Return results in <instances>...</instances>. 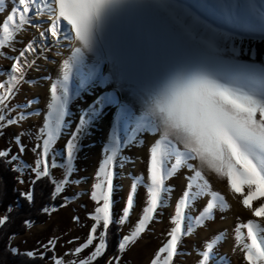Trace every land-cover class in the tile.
<instances>
[{"label": "rangeland", "instance_id": "374dc122", "mask_svg": "<svg viewBox=\"0 0 264 264\" xmlns=\"http://www.w3.org/2000/svg\"><path fill=\"white\" fill-rule=\"evenodd\" d=\"M234 2L235 15L241 23L247 25V30L225 29L237 37L232 43L239 51L236 54L224 55L226 58L234 55V59L241 64L255 62L264 66V27L259 20L258 11L248 7L245 0ZM253 2L257 10L264 8V0ZM12 6L13 0H0V24ZM198 14L202 19L213 22L214 25L218 24L215 14L206 11ZM38 17L43 21L48 19L46 14ZM47 26L46 23L38 24L35 28L24 25L13 42L7 47L0 46V81H3L7 79L14 62L12 57L18 56L20 50L32 40L38 45L34 55L28 54V59L34 60L38 67L27 69L23 79L16 82V95L7 104L10 110H5V106L0 105V112L16 118V123L13 124H7V121L0 123V151L9 153L5 159L11 168L19 171L17 190L26 197L33 183L38 180L33 168L38 158L39 146H42V138L38 137L43 127V117L47 114V105L51 102V86L55 83L60 94V89L66 84L70 100L62 121L63 134L57 136L46 157L49 177H45L46 181L56 187L59 185L57 199L61 202L47 213L43 221L31 225L11 238L9 246L16 250L13 253H33L30 257H37L39 264H55L57 260L61 264H78L83 259H87L88 264H151L154 258L162 264L166 254L157 256V253L169 239L175 202L183 193L186 181L182 177L189 174L188 170L178 168L172 175H168L167 172L171 170L175 158H166L162 203L154 210L153 218L145 224L144 230L126 241L124 249L121 250L119 242L125 236L131 237L142 215V208L146 206L150 147L154 140L159 138L157 133L148 130L147 122L143 123L144 130L137 133L133 131L137 126L135 121L127 115L122 116L115 130L118 160H114L115 188L110 195L109 211L112 222L106 233L104 252L93 261L90 254L100 242L99 232L103 228L98 226L92 242L86 243L91 225L95 223L91 217L97 206V202L91 199V185L95 182V171L100 161L112 146V122L119 105L115 104L117 107L105 126H98L97 123L112 104L98 108L95 118L80 136L71 160L67 159L65 145L70 133L75 129V124L79 122L81 113L102 91H114L121 98L120 103L126 105V113L131 112L133 117H141V97L144 90L167 74L177 62L189 56L190 50L171 30L159 12L131 0L118 8L106 21L98 34L95 53H84L82 61L73 67L64 81L60 68L63 60L70 55L71 51H67L75 41L74 34L71 40L65 39L63 33L58 39H53L50 35L41 37L39 33ZM69 29L70 26L64 30L67 32ZM40 45L43 47H39ZM61 52H64V55L56 59L57 66L49 67L47 73L39 69L43 60L50 59L51 53ZM98 77L109 78L104 88L90 86ZM21 111L24 112L23 119L20 118ZM126 138L132 143L125 145L123 141ZM169 139L174 145L179 143L174 135L169 136ZM179 148L183 150V145L179 144ZM14 157L17 159L14 160ZM188 163L202 172L210 189L223 198L224 205L218 201L210 219L205 218L195 225L193 233L181 237L177 253L170 264H198L200 252L208 243L213 245L210 264H247L243 259L242 244L235 241V228L238 224L252 221L258 226V235L264 236V217L252 215V210L264 203V198L253 200L252 207L245 208L241 200L243 195L247 194V187H242L243 195L233 193L228 187L226 176L217 174L198 160H189ZM65 176L68 177L67 181ZM133 180L137 184L133 207L124 223L117 224L115 221L123 215L122 210L126 206L127 194L132 190ZM203 203L204 200L200 199L187 211L196 215ZM222 207L223 211L220 210ZM4 216L0 212V217ZM241 233L246 243V230L241 228ZM81 245V251L76 253L75 249Z\"/></svg>", "mask_w": 264, "mask_h": 264}, {"label": "snow or ice", "instance_id": "6c2138e0", "mask_svg": "<svg viewBox=\"0 0 264 264\" xmlns=\"http://www.w3.org/2000/svg\"><path fill=\"white\" fill-rule=\"evenodd\" d=\"M129 2L131 0H13L9 14L0 24V46L7 47L13 42L24 25L35 28L38 24L46 23L48 26L39 33L41 37L50 35L53 39H58L63 33L65 39L71 40L74 34L77 46L71 48L70 55L63 60L60 68L66 81L68 73L82 61L84 53L97 48L98 34L106 21L118 8ZM136 2L159 12L191 54L177 62L167 74L144 90L141 97L143 101L141 117H133L131 112L126 113V105L117 100L114 91H102L98 94L92 104L81 113L79 122L75 124V129L66 142L65 151L67 159L71 160L80 136L95 118L98 108L109 104L119 105L112 122V146L106 151L105 158L100 161L95 171V182L91 185V199L97 202V206L91 217L95 223L91 225L86 243L92 242L98 226L103 228L99 232L100 242L90 254L94 261L104 252L106 233L112 222L109 209L110 195L115 188L114 160H118L115 137L118 122L122 116L127 115L135 121L137 126L133 131L137 133L144 130V122L148 123V130L157 133L159 138L155 139L150 147L147 164L149 180L147 202L142 208V215L135 226V231L131 237L125 236L119 242V248L123 250L125 242L143 231L145 224L153 218V212L162 203V193L165 190L163 182L166 158L174 157L175 162L167 174L172 175L178 168H186L189 174L182 177L186 185L181 197L175 202V214L171 217L173 227L168 233L169 239L157 253V256L165 253L162 264H170L177 253L181 237L193 233L195 225L205 218L210 219L218 201L224 205L223 198L210 189L202 172L188 163L189 160L203 162L217 174L226 176L228 187L233 193L242 194V187H247V194H242L241 200L245 208L250 209L253 200L264 198V66L255 62L241 64L234 59V55L228 58L224 55L236 54L239 51L232 43L237 37L225 29L247 30V25L241 23L235 15L234 0L192 2L136 0ZM245 2L253 11H258L259 20L264 27V8L257 10L253 0ZM205 11L215 14L218 24L214 25L213 22L202 19L198 12ZM45 14L48 17L47 21L33 19ZM68 26L70 29L65 32L64 29ZM37 47L32 40L20 50L18 56L12 57L14 62L7 79L0 81V105H4L5 110H10L7 108L8 101L16 95V82L23 79L27 69L38 67L34 60L28 59V54L34 55ZM108 82V77H98L90 86L104 88ZM81 87H84L83 83ZM50 92L51 102L47 105V114L43 117V127L38 137L42 138V146H39L38 158L33 168L38 179L49 177L46 157L57 136L63 134L62 121L70 100L66 84L58 94L57 85L53 83ZM20 118H24L23 111ZM4 121L13 124L16 123V118L0 112V123ZM172 135L179 142L177 145L169 139ZM123 143L129 145L132 141L126 138ZM179 144L183 145V150L179 148ZM8 155L9 153L0 151V157ZM65 180H68L67 176ZM131 188L126 197V206L122 210L123 215L115 221L117 224L124 223V219L129 216V210L133 207L137 188L135 180ZM56 191H59V185ZM26 199L29 202L33 200L31 189ZM200 199H203L204 203L197 210L198 214L193 215L187 211ZM220 210L223 211V207ZM252 215L264 217V203L255 207ZM7 220V216L0 217V225H5ZM27 223L26 220L25 224ZM241 228L246 230V243ZM235 241L242 244L243 259L247 264H264V236L258 235L256 224L252 221L243 225L238 224L235 228ZM82 247L83 245L77 247L75 252L79 253ZM212 254L213 245L208 243L200 252L198 264H210ZM28 255L31 256L33 253L29 252ZM55 264L61 262L57 260ZM78 264H88V260H80ZM151 264H161V261L154 258Z\"/></svg>", "mask_w": 264, "mask_h": 264}, {"label": "trees", "instance_id": "16d2710c", "mask_svg": "<svg viewBox=\"0 0 264 264\" xmlns=\"http://www.w3.org/2000/svg\"><path fill=\"white\" fill-rule=\"evenodd\" d=\"M11 167L5 157L0 158V212L8 217L6 224L0 225V264H39L37 257L10 251V239L43 221L61 201L55 184L41 177L32 185L33 200L29 202L17 190L19 171Z\"/></svg>", "mask_w": 264, "mask_h": 264}, {"label": "bare ground", "instance_id": "6f19581e", "mask_svg": "<svg viewBox=\"0 0 264 264\" xmlns=\"http://www.w3.org/2000/svg\"><path fill=\"white\" fill-rule=\"evenodd\" d=\"M40 18L41 17H37L36 19H38V20H40ZM65 31V30H64ZM33 36V35H32ZM37 36V35H36ZM64 46H65V44H64ZM75 46H77V42L76 41H74V43H72V47H75ZM69 51H71V49L70 50H68L67 52H69ZM94 51H89V52H85V53H88V54H92ZM95 53V52H94ZM64 55V52H61L60 54H50V59L49 60H47L46 59V61L45 60H43V62H41V67L39 68L43 73H47L48 72V69H49V67H52L53 65L54 66H57L56 65V59H60L62 56ZM49 57V56H48ZM52 69V68H51ZM115 96H116V98H117V100L120 102V97H119V95L118 94H115ZM118 106V105H117ZM117 106H115V104L113 105H111L110 106V108H109V110L107 109V111L105 112V114H104V117L101 119V121H99L98 123H97V125L98 126H100V125H103L104 124V126H105V124H106V121H108V119H109V117H110V115H112V113L115 111V109H116V107ZM109 111V112H108Z\"/></svg>", "mask_w": 264, "mask_h": 264}]
</instances>
